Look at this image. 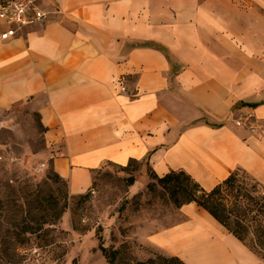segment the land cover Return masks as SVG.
Returning <instances> with one entry per match:
<instances>
[{
    "label": "crops",
    "instance_id": "1",
    "mask_svg": "<svg viewBox=\"0 0 264 264\" xmlns=\"http://www.w3.org/2000/svg\"><path fill=\"white\" fill-rule=\"evenodd\" d=\"M39 3L45 23L0 40V116H37L35 159L71 196L131 160L206 191L240 170L264 186V0ZM7 29L0 21V38ZM176 213L139 241L184 264H264L196 204Z\"/></svg>",
    "mask_w": 264,
    "mask_h": 264
},
{
    "label": "rangeland",
    "instance_id": "2",
    "mask_svg": "<svg viewBox=\"0 0 264 264\" xmlns=\"http://www.w3.org/2000/svg\"><path fill=\"white\" fill-rule=\"evenodd\" d=\"M0 121V264H138L173 257L139 241L144 227L155 231L183 219L144 163L103 165L90 191L74 197L49 165L36 173L42 163L35 153L44 149L37 116L19 106ZM233 185L224 192L232 221L248 227L246 246L264 260L257 245L264 240V186L241 170Z\"/></svg>",
    "mask_w": 264,
    "mask_h": 264
},
{
    "label": "trees",
    "instance_id": "3",
    "mask_svg": "<svg viewBox=\"0 0 264 264\" xmlns=\"http://www.w3.org/2000/svg\"><path fill=\"white\" fill-rule=\"evenodd\" d=\"M138 163L135 160H131L128 165L124 166L123 169H127L131 164ZM147 167L148 162L143 161ZM149 168V167H148ZM151 180H156L158 185L169 193L170 199L176 206L181 208L183 205L196 204L197 207L202 208L213 217L224 229L229 231L240 243H245V236L248 235L249 229L246 225L241 222L232 221V210L229 206L227 198L224 196V192L234 188L235 172L232 173L224 182L216 185L211 191H206L200 184L195 182L190 175L184 171H170L164 177H158L156 173H153L149 169ZM59 180L61 179L55 174ZM148 188L153 189V186ZM264 213V212H263ZM241 214L245 215L241 211ZM239 214V215H241ZM260 237L264 236V230H259ZM258 247L264 249V240H260L257 243ZM102 254L105 256L106 249L99 246ZM110 264H114L113 261H108ZM138 264H184L181 260L176 257H170L169 259L159 257L156 261L148 260L147 262H141Z\"/></svg>",
    "mask_w": 264,
    "mask_h": 264
},
{
    "label": "built area",
    "instance_id": "4",
    "mask_svg": "<svg viewBox=\"0 0 264 264\" xmlns=\"http://www.w3.org/2000/svg\"><path fill=\"white\" fill-rule=\"evenodd\" d=\"M40 0H0V21L8 26L3 32L0 40L7 41L17 37L24 29L33 25L43 24L48 19V13L41 8ZM248 127L254 130L253 124L250 122L251 117H247ZM239 121L237 124H240ZM45 170V165H41L36 173Z\"/></svg>",
    "mask_w": 264,
    "mask_h": 264
}]
</instances>
